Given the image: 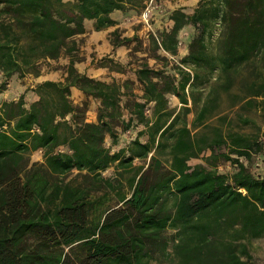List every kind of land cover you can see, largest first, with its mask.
<instances>
[{
	"label": "trees",
	"instance_id": "obj_1",
	"mask_svg": "<svg viewBox=\"0 0 264 264\" xmlns=\"http://www.w3.org/2000/svg\"><path fill=\"white\" fill-rule=\"evenodd\" d=\"M148 2L0 0V94L12 76L37 75L40 61L71 52L85 20L99 31L115 25L113 12ZM169 21L154 49L176 55L179 32L193 27L179 61L188 71L164 69L165 56L160 70L142 63L139 96L132 80L100 81L70 60L64 83L37 84L28 102L24 94L0 100V264H151L156 255L173 264H257L244 242L264 235V175L239 158L260 153L262 143L206 122L236 77L232 105L264 111V0H198ZM112 34L113 46L130 41ZM214 73L220 82L210 90ZM71 87L98 101L95 122L72 103ZM193 108L195 132L187 124ZM136 125L143 128L120 146ZM36 151L42 160L31 162ZM206 151L204 164H189ZM220 160L235 171L219 173Z\"/></svg>",
	"mask_w": 264,
	"mask_h": 264
},
{
	"label": "rangeland",
	"instance_id": "obj_2",
	"mask_svg": "<svg viewBox=\"0 0 264 264\" xmlns=\"http://www.w3.org/2000/svg\"><path fill=\"white\" fill-rule=\"evenodd\" d=\"M184 4L192 8H195L197 5V3L191 5L190 3L180 2L179 0H151L150 4L148 2L143 9H129L124 12L118 11L117 13H113L114 15H112V18L116 21L115 25L99 31L94 30L93 20H85V32L83 34L74 35L70 39L71 42H69L68 45L74 47L71 52L61 55L56 60L47 59L40 61L37 75L26 74L22 77L15 75L7 79L8 81L6 82H8V84L0 94V100L17 99L21 94H24V100L25 102H28L32 97V90L37 84L45 80L64 83L70 60H73V66L79 73H83L88 77L100 81L107 83H122L127 79L132 80V91L133 94H136L137 96H139L142 91L141 86L136 82L135 70L142 63H147L149 67L160 70L165 63V60L161 59V57L165 56L167 58V66L164 65L166 66L164 69H168L171 65H180L188 71V69L181 65L179 61L180 58L186 54L188 43L196 34V30L193 27L185 28L179 32L176 55H170L162 49L155 51L152 41L153 39L159 40L160 33L170 28L171 22L169 21V14L171 11L179 7L184 8ZM146 8H148L147 18L143 16ZM115 30L116 36L119 40L126 37L129 38L130 41L123 45L113 46L112 32ZM217 32V28L214 29V38L216 37ZM209 45L211 46V44ZM216 75L217 73H214L212 79L208 83L210 85V90L213 85L220 82H216ZM2 80L3 78L0 76V82H2ZM208 89L204 91V95L208 92ZM237 92L238 85L236 77L234 86L231 88L230 92L225 93L220 91L218 106L215 111V114L218 115L208 119L206 124H208L209 127H219L225 132L231 130L241 134L255 136L262 143L261 152L251 155V158L248 160L243 157L239 158V160L254 176H263L264 111L257 107L239 108L237 105L233 106L232 103L234 98L231 97V94L237 95ZM69 97L74 105L84 106V117L86 121H96L99 112L98 101L84 95L74 87L70 88ZM171 99L170 107L175 109L176 112L181 107V104H179L176 97H172ZM189 106H191L190 102ZM196 111L197 109L193 108L192 112L187 115V124L190 128V122L194 118ZM146 114L151 117V105L146 109ZM244 120H247V122ZM142 128V125H136L132 129L127 130L120 136V139H123V141L119 143L120 146L127 145L137 131ZM196 130L198 129H192L193 132ZM142 139L145 140V138ZM220 151L225 152L226 148H221ZM207 155H209V151L202 153L199 158L190 159L189 164H204V157ZM232 157L237 158L234 155H232ZM41 160V151L33 152L30 155L31 162H40ZM215 169L219 173H232L235 171L236 167L230 162L220 160ZM112 174L113 167H110L103 173L104 176H111ZM174 232V229H168L165 232V235L171 240L174 236ZM244 243L247 245L250 254V261L257 264H264V235L258 238H252ZM168 250L170 253L171 248ZM151 264L173 263L170 256L163 257L156 255L151 261Z\"/></svg>",
	"mask_w": 264,
	"mask_h": 264
},
{
	"label": "crops",
	"instance_id": "obj_3",
	"mask_svg": "<svg viewBox=\"0 0 264 264\" xmlns=\"http://www.w3.org/2000/svg\"><path fill=\"white\" fill-rule=\"evenodd\" d=\"M179 1L180 2H184V3H190L191 5H193V4L198 2V0H179ZM184 8H185V11L188 12V13H190L192 11V9H193L192 7L186 6L185 4H184ZM113 13H117V11H115ZM113 13L111 14V18H112V15H114Z\"/></svg>",
	"mask_w": 264,
	"mask_h": 264
},
{
	"label": "built area",
	"instance_id": "obj_4",
	"mask_svg": "<svg viewBox=\"0 0 264 264\" xmlns=\"http://www.w3.org/2000/svg\"><path fill=\"white\" fill-rule=\"evenodd\" d=\"M150 2H151V0L149 1V4H150ZM143 16H144L145 18L148 17V8H146V10L144 11ZM263 141H264V140H263Z\"/></svg>",
	"mask_w": 264,
	"mask_h": 264
}]
</instances>
